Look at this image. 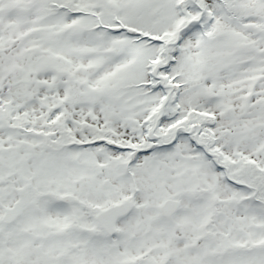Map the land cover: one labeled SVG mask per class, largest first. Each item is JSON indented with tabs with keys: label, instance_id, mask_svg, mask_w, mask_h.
I'll return each instance as SVG.
<instances>
[{
	"label": "snow or ice",
	"instance_id": "snow-or-ice-1",
	"mask_svg": "<svg viewBox=\"0 0 264 264\" xmlns=\"http://www.w3.org/2000/svg\"><path fill=\"white\" fill-rule=\"evenodd\" d=\"M0 264H264V0H0Z\"/></svg>",
	"mask_w": 264,
	"mask_h": 264
}]
</instances>
